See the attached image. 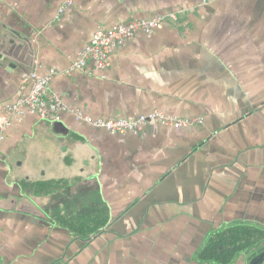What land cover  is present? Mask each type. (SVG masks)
I'll list each match as a JSON object with an SVG mask.
<instances>
[{
	"label": "crops",
	"instance_id": "crops-1",
	"mask_svg": "<svg viewBox=\"0 0 264 264\" xmlns=\"http://www.w3.org/2000/svg\"><path fill=\"white\" fill-rule=\"evenodd\" d=\"M65 1L0 0V264H218L199 257L218 231L264 240V0H74L58 18ZM170 13L106 70L68 72L97 29ZM34 68L93 118L198 121L118 134L70 111L17 118L6 104ZM245 250L223 264H264Z\"/></svg>",
	"mask_w": 264,
	"mask_h": 264
},
{
	"label": "built area",
	"instance_id": "built-area-1",
	"mask_svg": "<svg viewBox=\"0 0 264 264\" xmlns=\"http://www.w3.org/2000/svg\"><path fill=\"white\" fill-rule=\"evenodd\" d=\"M73 3L74 0L63 2L58 10L57 17L59 18ZM176 17L175 13H170L168 15L153 16L148 19L133 20L113 29H97L90 41L72 62L68 72L81 71L88 75H94L96 71L106 70L110 66V56L116 48L124 45L140 32L145 34L153 33L158 27L167 25L170 20H174ZM56 73L57 71L52 69L47 75H39L35 68L25 73L23 76L24 80L31 82L29 92L15 101L7 103L6 109L17 118L28 112L37 115L43 120L53 122L61 121L62 114L70 111L97 128H103L118 134H139L152 122L181 127L194 125L198 121L196 119L176 118L158 110L141 114L134 118H93L84 114L79 108L70 109L64 103L63 98L52 90L51 81ZM1 139L2 135L0 134Z\"/></svg>",
	"mask_w": 264,
	"mask_h": 264
},
{
	"label": "trees",
	"instance_id": "trees-1",
	"mask_svg": "<svg viewBox=\"0 0 264 264\" xmlns=\"http://www.w3.org/2000/svg\"><path fill=\"white\" fill-rule=\"evenodd\" d=\"M87 210L89 209H84L86 212ZM79 220V218H73L68 222L79 231L80 229L77 226ZM90 221L91 218L81 219V222L89 223ZM262 238L263 234L259 233L256 228L251 229L246 225H232L214 234L200 251L199 257L202 260L214 261L218 264L231 263L243 253V249L250 252L249 256L259 253L264 247ZM247 251L245 250L246 253Z\"/></svg>",
	"mask_w": 264,
	"mask_h": 264
},
{
	"label": "water",
	"instance_id": "water-1",
	"mask_svg": "<svg viewBox=\"0 0 264 264\" xmlns=\"http://www.w3.org/2000/svg\"><path fill=\"white\" fill-rule=\"evenodd\" d=\"M2 57H3V54H2V53H0V60L2 59ZM262 255H263V254H261V255L259 256V258H261V257H262ZM256 261H257V257H256V258H253V260H252L251 264H256V263H255Z\"/></svg>",
	"mask_w": 264,
	"mask_h": 264
}]
</instances>
